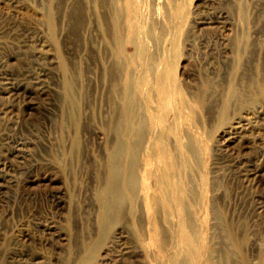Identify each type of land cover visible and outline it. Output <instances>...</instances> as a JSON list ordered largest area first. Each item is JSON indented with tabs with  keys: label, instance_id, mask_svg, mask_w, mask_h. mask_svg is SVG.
I'll use <instances>...</instances> for the list:
<instances>
[{
	"label": "rangeland",
	"instance_id": "374dc122",
	"mask_svg": "<svg viewBox=\"0 0 264 264\" xmlns=\"http://www.w3.org/2000/svg\"><path fill=\"white\" fill-rule=\"evenodd\" d=\"M99 1L0 0V264H264V0Z\"/></svg>",
	"mask_w": 264,
	"mask_h": 264
},
{
	"label": "bare ground",
	"instance_id": "6f19581e",
	"mask_svg": "<svg viewBox=\"0 0 264 264\" xmlns=\"http://www.w3.org/2000/svg\"><path fill=\"white\" fill-rule=\"evenodd\" d=\"M107 0H100L99 2H100V7H104V9L105 10H107V2H106ZM115 1V0H114ZM162 1V0H161ZM113 2V1H112ZM109 3V2H108ZM110 3H111V0H110ZM133 4V3H132ZM132 4H131V6H132ZM152 4H153V2H152ZM170 4V3H169ZM137 5V4H136ZM155 5H157V4H155ZM88 6V5H87ZM111 6H112V4H111ZM158 6V5H157ZM157 6H155L156 8H157ZM243 6V5H242ZM130 7V6H129ZM137 7V6H136ZM158 7H160V6H158ZM177 7H178V5H177ZM108 8H110L109 6H108ZM104 9H102V10H104ZM131 9V8H130ZM159 9L160 8H158V12H159ZM162 9V8H161ZM165 10H167V8L165 7ZM172 10V9H171ZM247 10V9H246ZM88 11V10H87ZM98 11H99V9H98ZM109 11V10H108ZM139 11H140V9H139ZM179 11V10H178ZM85 12H86V10H85ZM111 12V11H110ZM164 12V11H163ZM162 12V13H163ZM93 13H94V11H93ZM105 13H106V11H105ZM113 13H114V11H113ZM118 13H120V11H118ZM128 13V12H127ZM156 13V12H155ZM161 13V12H160ZM154 14V13H153ZM167 16H168V14L167 13H165ZM170 14H171V12H170ZM180 14V13H179ZM245 14V13H244ZM98 15V14H97ZM242 15V14H241ZM106 16V15H105ZM108 16V15H107ZM133 16V15H132ZM138 16V15H137ZM141 16V15H140ZM157 16H158V14H157ZM164 16V15H163ZM102 17V16H101ZM111 17H112V14H111ZM111 17H109V18H111ZM120 17V16H119ZM160 17V16H159ZM158 17V18H159ZM178 17H180V15L178 16ZM91 18V17H90ZM95 18V17H94ZM106 18V17H105ZM109 18H107V19H109ZM169 18V17H168ZM106 19V20H107ZM117 19H118V16L115 18L114 17V24H115V26L117 25V23H118V21H117ZM178 19H181V17L180 18H178ZM103 20V19H102ZM101 20V21H102ZM111 20H113V17L111 18ZM128 20H130V19H128ZM139 20V19H138ZM156 20V19H155ZM158 20V19H157ZM160 20V19H159ZM168 20V19H167ZM93 21V20H92ZM110 21V20H109ZM108 20H107V22H109ZM172 21V20H171ZM68 22V21H67ZM111 22V21H110ZM139 22H141V21H139ZM179 22V21H178ZM105 23V22H104ZM157 23H158V21H157ZM110 24V23H109ZM111 24H112V22H111ZM110 24V25H111ZM106 25V24H105ZM109 25V26H110ZM113 25V24H112ZM177 25V24H176ZM108 26V27H109ZM126 26V25H125ZM149 26V25H148ZM107 27V26H106ZM127 27V26H126ZM131 27H132V25H131ZM150 28V27H149ZM176 28V27H175ZM131 29V28H130ZM150 32V31H149ZM101 34V33H100ZM239 35V34H238ZM244 39V38H243ZM250 43V42H249ZM236 44V43H235ZM152 45V44H151ZM250 45V44H249ZM241 47V50L243 49V46H240ZM253 47V46H252ZM251 47V48H252ZM151 50V49H150ZM243 51V50H242ZM242 51H241V53H242ZM246 51H248V50H246ZM256 51V50H255ZM239 52H240V50H239ZM245 52V51H244ZM250 52V51H249ZM248 53V52H247ZM258 53V52H257ZM245 54V53H244ZM263 54V53H262ZM261 54V55H262ZM242 55H243V53H242ZM247 55V54H246ZM249 55H250V53H249ZM157 56V55H156ZM255 56V55H254ZM241 57H244V56H241ZM249 57V56H248ZM263 57V56H262ZM262 60H264L263 58H262ZM243 61V60H242ZM249 61V60H248ZM255 61V60H254ZM107 62V61H106ZM111 62V61H110ZM253 62V61H252ZM146 64V63H145ZM264 64V63H263ZM116 65H117V63H116ZM249 65V64H248ZM107 66V65H106ZM263 67V66H262ZM107 68V67H106ZM120 68V67H119ZM241 68H242V66H241ZM260 69V68H259ZM159 70V69H158ZM157 70V71H158ZM264 70V69H263ZM247 71H249V70H247ZM110 72V71H109ZM222 72V71H221ZM243 72V71H242ZM247 73V72H246ZM250 73V72H249ZM255 73V72H254ZM261 73H263V72H260V74ZM244 74V73H243ZM256 74V73H255ZM157 75V74H156ZM159 75H160V72H159ZM257 75V74H256ZM263 75V74H262ZM155 77V76H154ZM159 77V76H158ZM161 77V76H160ZM159 77V78H160ZM247 77V76H246ZM239 78V77H238ZM252 78V77H251ZM259 78V77H258ZM260 78H261V76H260ZM114 79V78H113ZM116 79V78H115ZM154 79V78H153ZM161 79V78H160ZM219 79V78H218ZM254 79V78H253ZM256 79V78H255ZM156 80V79H155ZM159 79H157L156 81H158ZM224 80H225V78H224ZM246 80V79H245ZM249 80H251V79H249ZM257 80V79H256ZM255 80V81H256ZM259 80V79H258ZM150 81V80H149ZM115 82V81H114ZM159 82V81H158ZM160 82H161V80H160ZM220 82V81H219ZM218 82V83H219ZM224 82V81H223ZM259 82H262V81H259ZM154 83V82H153ZM153 83H151V84H153ZM156 84V83H155ZM158 84V83H157ZM253 84V83H252ZM225 85V84H224ZM238 85V84H237ZM109 86V85H108ZM159 86V85H158ZM212 86V85H211ZM210 86V87H211ZM234 86V85H233ZM232 86V87H233ZM241 86V85H240ZM256 86V85H255ZM152 87H154L155 88V86L153 85ZM236 87V86H235ZM252 87V86H251ZM257 87V86H256ZM255 87V88H256ZM160 88V90H162L161 89V87H159ZM164 88H165V86H164ZM209 88V87H208ZM220 89V88H219ZM231 89H233V88H231ZM235 89H237V88H235ZM239 91V90H238ZM159 92V91H158ZM158 92H156V93H158ZM215 92V91H214ZM218 92V91H217ZM234 91H232V96L234 95V93H233ZM236 92V91H235ZM257 92H259L258 91V88H257ZM160 93V92H159ZM208 93V92H207ZM237 93H239V92H237ZM111 94V93H110ZM218 94V93H217ZM158 95V94H157ZM230 95V94H229ZM237 95V94H236ZM163 96V95H162ZM161 97V96H160ZM215 97V96H214ZM229 97H231V96H229ZM237 97V96H236ZM217 98V97H216ZM232 98V97H231ZM239 98V97H238ZM237 98V99H238ZM161 99V98H160ZM234 99V98H233ZM241 99V98H240ZM240 99H239V101H240ZM246 99V98H245ZM249 99V98H248ZM217 100H219V98L217 99ZM211 101V100H210ZM223 101V100H222ZM230 101H232L231 99H230ZM229 101V102H230ZM214 103V102H213ZM232 103V102H231ZM237 103V102H236ZM208 105V104H207ZM229 105V104H228ZM238 105V104H237ZM231 107V106H230ZM236 107V106H235ZM204 108V107H203ZM237 108V107H236ZM235 108V109H236ZM248 108V107H247ZM228 109V108H227ZM133 110V109H132ZM205 110V109H204ZM224 110H225V106H224ZM207 111V110H206ZM197 112V111H196ZM215 114H216V112H215ZM227 114V113H226ZM210 117V116H209ZM219 117V116H218ZM228 117V116H227ZM215 118V117H214ZM216 122V121H215ZM207 124V123H206ZM121 125V124H120ZM116 127V126H115ZM122 127V126H121ZM113 136V135H112ZM120 139V138H119ZM184 139V138H183ZM186 139V138H185ZM118 141V140H117ZM123 140L121 139V142H122ZM125 142V141H124ZM123 142V143H124ZM149 142V141H148ZM122 144V143H121ZM121 144H118V145H116L115 147H114V149L113 150H111L112 151V153H111V181H109L108 182V184H110L111 183V185H110V189L109 190H107V192H108V195H107V199H106V205L105 206H111V212H119L120 211V209L123 207H121V205H122V203H123V201H124V198H123V195H122V193H121V189H120V187H121V184L122 183H120L122 180L120 179V176L118 175L119 173H118V167H119V163L120 162H118L117 161V159H119V157H120V155H122L124 152L126 153V151H128L129 150V148L128 147H124V145L126 144H124V145H121ZM128 144V143H127ZM126 144V146H130V153L132 154L131 156V159H130V164L129 165H131V167L134 169L135 168V166H136V168L138 167V166H140V163H139V157L142 155V154H140V150H141V144H142V141H141V139H139V138H135L134 140H133V143H131V145H127ZM147 144H149V143H147ZM146 146V145H145ZM149 146V145H148ZM151 146V145H150ZM146 148V147H145ZM151 148V147H150ZM149 148V149H150ZM149 149H146V150H148L149 151ZM146 150H144L145 152H146ZM154 151H155V149H154ZM143 152V151H142ZM150 152H152L153 153V151H151L150 150ZM157 153H159V152H157ZM169 153V152H168ZM194 153H196V152H194ZM151 154V153H150ZM154 154V153H153ZM152 154V155H153ZM126 155V154H125ZM124 155V156H125ZM156 155V154H155ZM170 155H172V154H170ZM177 155V154H176ZM128 156H129V154H128ZM143 156V155H142ZM149 156V155H148ZM147 156V157H148ZM158 157H160L161 158V161L162 162H164V163H167V162H165L164 160H162L163 159V153H160V156H158ZM174 157V156H173ZM177 157V156H176ZM195 157V156H194ZM129 158V157H128ZM146 159V158H145ZM157 159H159V158H157ZM193 159V158H192ZM196 159H197V157H196ZM123 160V159H122ZM129 160V159H128ZM127 161V160H126ZM143 161V160H142ZM177 161V160H176ZM155 162H157V161H155ZM155 162H154V164H155ZM123 164V163H122ZM125 164V163H124ZM128 164V163H127ZM159 164V163H158ZM157 164V165H158ZM144 165H146V164H144ZM167 167L170 169V171H168V175L169 174H171V172H173V165H172V163H167ZM197 165V164H196ZM125 165H123V167H124ZM121 167V166H120ZM143 167V166H142ZM126 168V167H125ZM157 168H158V166H157ZM144 169V168H143ZM184 169V168H183ZM110 171V170H109ZM120 171V170H119ZM106 173V172H105ZM167 173V172H166ZM130 174H132V171H130ZM184 175V174H183ZM164 176V175H163ZM173 175L171 174V177H172ZM189 176V175H188ZM187 176V177H188ZM191 176V175H190ZM135 178H134V181L136 182V183H138V181H139V179H138V174L137 175H135L134 176ZM197 177V176H196ZM109 179H110V177H109ZM122 179H123V177H122ZM191 180V179H190ZM189 180V181H190ZM124 183V182H123ZM193 184V183H192ZM189 185V184H188ZM107 188V187H106ZM122 188H123V186H122ZM127 188V187H126ZM125 188V189H126ZM192 189V188H191ZM150 191V190H149ZM189 191V190H188ZM191 191H193V190H191ZM198 191V190H197ZM104 192H106V191H104ZM201 193V192H200ZM217 195V194H216ZM212 200V199H211ZM105 201V200H104ZM194 203V202H193ZM210 203V202H209ZM103 204V203H102ZM198 204V203H197ZM175 206V205H174ZM211 207V206H210ZM216 207V206H215ZM103 208V207H102ZM216 210V209H215ZM101 211H102V209H101ZM100 211V214L99 215H101V212ZM110 211V210H109ZM104 213H103V218H104V220H106V218H108L109 217V213H107V208H105V210L103 211ZM176 212V211H175ZM114 214V213H113ZM117 214V213H116ZM213 215H215V214H213ZM102 216V215H101ZM113 216V215H112ZM119 216V215H118ZM137 216V215H136ZM205 216V215H204ZM100 217V216H99ZM100 219V218H99ZM110 219V218H109ZM103 220V221H104ZM130 220V219H129ZM230 220V219H229ZM101 221V220H100ZM228 221V220H227ZM106 222V221H105ZM108 222V221H107ZM103 223V222H102ZM122 225V224H121ZM120 225V226H121ZM104 226H105V224H104ZM103 226V227H104ZM127 226H129V225H127ZM219 229V228H218ZM180 230V229H179ZM186 230V229H185ZM221 230V229H220ZM234 230V229H233ZM179 232V231H178ZM183 232V231H182ZM181 232V233H182ZM212 233V232H211ZM183 235H185V233L183 232L182 233ZM179 235H181V234H179ZM182 235V236H183ZM186 236V235H185ZM147 237V236H146ZM181 237V236H180ZM133 238V237H132ZM187 239V238H186ZM185 240V239H184ZM208 241V240H207ZM186 243V242H185ZM189 243V242H188ZM187 244V243H186ZM187 246V245H186ZM215 255H216V257L215 258H221L220 256H219V250L216 248L215 249ZM213 254V253H212ZM211 255V254H210ZM222 260V259H221ZM225 260V259H224ZM223 261V260H222ZM230 262V261H229ZM216 263V262H215ZM224 263V262H223ZM252 263V262H251ZM219 264H220V262H219Z\"/></svg>",
	"mask_w": 264,
	"mask_h": 264
}]
</instances>
